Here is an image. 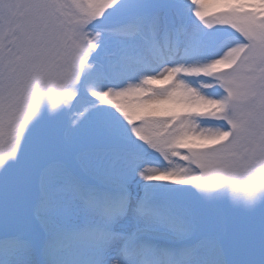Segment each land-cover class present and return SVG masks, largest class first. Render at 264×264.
Segmentation results:
<instances>
[{"label":"snow or ice","instance_id":"snow-or-ice-1","mask_svg":"<svg viewBox=\"0 0 264 264\" xmlns=\"http://www.w3.org/2000/svg\"><path fill=\"white\" fill-rule=\"evenodd\" d=\"M0 264H264V0H0Z\"/></svg>","mask_w":264,"mask_h":264}]
</instances>
